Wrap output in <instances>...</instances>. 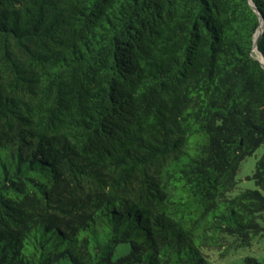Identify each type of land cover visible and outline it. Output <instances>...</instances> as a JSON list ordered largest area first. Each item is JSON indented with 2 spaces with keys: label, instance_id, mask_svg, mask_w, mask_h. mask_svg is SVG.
Masks as SVG:
<instances>
[{
  "label": "trees",
  "instance_id": "trees-1",
  "mask_svg": "<svg viewBox=\"0 0 264 264\" xmlns=\"http://www.w3.org/2000/svg\"><path fill=\"white\" fill-rule=\"evenodd\" d=\"M260 54L264 0H0V264H264Z\"/></svg>",
  "mask_w": 264,
  "mask_h": 264
},
{
  "label": "rangeland",
  "instance_id": "rangeland-1",
  "mask_svg": "<svg viewBox=\"0 0 264 264\" xmlns=\"http://www.w3.org/2000/svg\"><path fill=\"white\" fill-rule=\"evenodd\" d=\"M264 151V146H260L258 149H256L252 154L247 155L243 161L241 162L237 173V188L235 191H238L240 189L244 188H255L256 184L254 180L252 179L251 175L255 167V163L257 159L260 157L262 152ZM264 225V221L262 222ZM244 255H253L258 257L260 260H264V235L259 236L255 239L253 245L250 248L243 249L239 256ZM236 261V262H235ZM235 264L241 262V258L234 260V259H214L211 260L208 264ZM61 264H72L68 259H65L61 262Z\"/></svg>",
  "mask_w": 264,
  "mask_h": 264
},
{
  "label": "water",
  "instance_id": "water-1",
  "mask_svg": "<svg viewBox=\"0 0 264 264\" xmlns=\"http://www.w3.org/2000/svg\"><path fill=\"white\" fill-rule=\"evenodd\" d=\"M250 3H251V5H252V6L255 8V10H256L255 5H254L251 1H250ZM260 31H261V29L259 28V29L257 30L256 34H255V40L257 39V37H258ZM254 48H255V47H254ZM255 49H256V48H255ZM260 56H261V64L264 66V57H263L262 54H260Z\"/></svg>",
  "mask_w": 264,
  "mask_h": 264
}]
</instances>
